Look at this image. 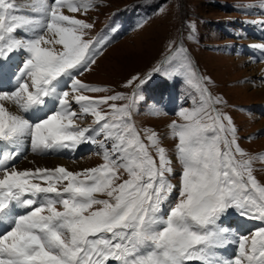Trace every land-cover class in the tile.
Instances as JSON below:
<instances>
[{
    "label": "snow or ice",
    "instance_id": "obj_1",
    "mask_svg": "<svg viewBox=\"0 0 264 264\" xmlns=\"http://www.w3.org/2000/svg\"><path fill=\"white\" fill-rule=\"evenodd\" d=\"M94 3L0 0V264H264V185L252 168L264 154L242 149L231 117L201 102L169 125L182 165L179 185L171 183L172 159L157 133L146 130L145 143L132 121L137 94L88 96L107 89L75 78L96 62L99 40L84 38L93 25L75 15ZM248 8L264 14V0L238 10ZM137 80L138 90L147 82L127 83ZM72 103L97 127L75 124ZM26 143L37 153L98 144L103 163L18 170L12 162ZM230 211L261 224L236 237L238 252L225 256Z\"/></svg>",
    "mask_w": 264,
    "mask_h": 264
},
{
    "label": "rangeland",
    "instance_id": "obj_2",
    "mask_svg": "<svg viewBox=\"0 0 264 264\" xmlns=\"http://www.w3.org/2000/svg\"><path fill=\"white\" fill-rule=\"evenodd\" d=\"M257 3L258 0H95L94 6L81 14V19L93 25L85 29L84 38L99 40L95 47L101 51V57L95 55L96 65L92 64L89 72L82 71L80 76L106 84L107 91L95 92V96L114 92H122L125 97L137 94L131 110L133 123L145 143L146 130L157 133L160 146L172 159L174 174L170 181L175 185L180 183L182 165L175 154L178 141L171 136L169 125L172 121L183 122L178 115L182 108L199 107L201 102L210 104L231 117L242 149L252 155L264 154V94L260 93L264 75L258 71L259 65H264V50L259 49L260 56L256 58L254 51L258 49L251 47L257 42L264 44V25L258 23L264 20V14L259 8L238 10L240 5ZM241 23L249 25L245 26L246 32L247 27L255 26L249 32L257 42L242 45L252 61L245 51L238 55L235 52V44L243 41ZM157 68L159 73L155 72ZM133 77L147 82L138 90V80L132 85L127 83ZM126 103L128 99L119 105ZM77 118L74 117L76 123L82 122ZM27 150L36 156L31 147ZM149 150L156 155L154 149ZM85 153L70 161L91 156L88 168L103 163L101 155ZM21 163L22 160L17 166ZM252 168L253 175L264 185V160L258 157ZM119 175L127 178L124 169L119 170ZM236 215L230 211L223 219ZM257 228L252 227L248 235Z\"/></svg>",
    "mask_w": 264,
    "mask_h": 264
},
{
    "label": "bare ground",
    "instance_id": "obj_3",
    "mask_svg": "<svg viewBox=\"0 0 264 264\" xmlns=\"http://www.w3.org/2000/svg\"><path fill=\"white\" fill-rule=\"evenodd\" d=\"M17 2L23 4L24 0H17ZM82 13H85V12L82 11L81 13H76L75 15L77 16V18L81 19V14ZM66 14H68V13H66ZM257 44H260V42H257L254 45H257ZM256 49H258V50L254 51V53L257 54V55H255V57L257 58V56L258 57L260 56V50H259V48H256ZM13 58H14V60H17L19 58L18 57V53L15 54ZM258 71L262 75H264V65H259ZM261 91H260V93L264 94V82L262 83ZM4 103H5V106L7 108H9L10 111L17 112V113L20 114L19 109L17 108L16 105L11 104L9 102H4ZM78 111L81 112L80 107H79ZM77 114H82V113H77ZM85 119L88 120L90 126H94L95 128L97 127V125L94 123V119L95 118L92 115H87V117H85ZM91 120H93V123H90ZM74 122L77 125H84V126H88L89 125L87 122H80V123H76V121H74ZM93 136L98 141L104 140L103 134L96 135L95 133H93ZM94 148L97 149V144H94ZM81 150H82V148H80L79 146L76 149H70V150L63 149V151H68V153H71V154H73L74 152H76V154H77ZM27 151L28 150L26 149V144H25L22 154L19 155L16 158V160L12 162V163H15L14 166L18 170L35 169L36 167L55 168L57 166H63L66 169H68L69 171H79L82 168L84 169V167H88L90 165V161L89 160L92 159V157L90 156V157L86 158L83 161L82 160L81 161H70V159L68 160V159L63 158V157H55V156H48V157L46 156L45 157V153H37V152H33L32 151L36 155V156H34V155L30 154V153H27ZM18 159H22V163H21V165L17 166V160ZM224 224L226 226L230 225L229 220H227V222H225ZM252 224H253L252 221H249V220L244 219V218H241L240 220H236L235 222H233V224L230 225L231 228L234 230L233 237H230L231 242L228 244V246L226 248L220 249L219 251L222 254H224L225 256H231L233 253L238 252V239H236V237H238L240 235H244L246 230Z\"/></svg>",
    "mask_w": 264,
    "mask_h": 264
}]
</instances>
